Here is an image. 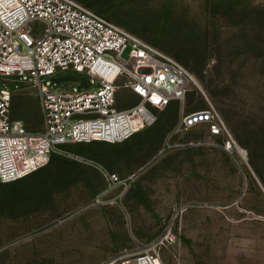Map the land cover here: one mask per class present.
Returning a JSON list of instances; mask_svg holds the SVG:
<instances>
[{
	"label": "rangeland",
	"instance_id": "1",
	"mask_svg": "<svg viewBox=\"0 0 264 264\" xmlns=\"http://www.w3.org/2000/svg\"><path fill=\"white\" fill-rule=\"evenodd\" d=\"M78 1L179 61L196 83L174 103L177 117L158 111L127 145L66 148L86 160L55 154L70 164L63 174L36 191L29 180L16 199L0 197V264H105L135 256L169 229L177 242L162 247L164 264H264V0ZM54 77L96 85L74 70ZM52 78L56 88L80 85ZM0 86L13 92L12 117L42 130L29 77H0ZM137 102L123 90L117 106ZM210 104L245 157L227 152L224 137L198 144L210 138L205 125L179 130L184 114ZM101 166L136 174L118 205H92L105 185Z\"/></svg>",
	"mask_w": 264,
	"mask_h": 264
},
{
	"label": "built area",
	"instance_id": "2",
	"mask_svg": "<svg viewBox=\"0 0 264 264\" xmlns=\"http://www.w3.org/2000/svg\"><path fill=\"white\" fill-rule=\"evenodd\" d=\"M74 70L91 76L96 85L56 88L58 71ZM0 77H29L36 85L43 128L31 131L12 117L13 92L0 86V183L21 180L46 167L55 154L83 161L66 149L69 144L123 143L153 126L156 113L173 101L183 102L193 74L179 61L127 28L96 13L78 0H0ZM57 84V83H55ZM80 84V82H79ZM138 102L118 108L121 91ZM205 125L209 139L200 145L222 146L243 157L218 110L184 114L180 131ZM107 185L92 205L120 204L132 188L136 174L123 177L104 171ZM167 230L142 252L105 264H164L162 247L175 244Z\"/></svg>",
	"mask_w": 264,
	"mask_h": 264
},
{
	"label": "trees",
	"instance_id": "3",
	"mask_svg": "<svg viewBox=\"0 0 264 264\" xmlns=\"http://www.w3.org/2000/svg\"><path fill=\"white\" fill-rule=\"evenodd\" d=\"M88 6L92 7L93 5L88 4ZM97 10L101 11L100 9H97ZM174 103H177V101L171 102V104L163 111V113L171 112L175 115V117H177L176 116V107L174 106ZM141 133H142V131L139 132L138 134L134 135L132 138L126 140L123 143H117V144H113V145H115V147H117L118 144H123V145L124 144H126V145L130 144ZM97 142H99V141H97ZM97 142H93V143H97ZM93 143L69 144V145H67V148L74 150V151H80V150H84L86 147L92 145ZM105 143H107V142H105ZM108 144H111V143H108ZM69 165H68V161L65 160V158L63 156H60L58 158L52 157V161L46 167L34 172L33 174H31V175H29V176H27L21 180L12 182V183H7V184L0 183V197H2V198L13 197L15 199L18 198L20 196V194L24 193V188H25L24 185L29 180L34 181V185L32 188L36 187L35 191L40 190V187L46 186V184L48 183V181L52 177L57 178L58 176L63 174L65 172V170H67L66 168ZM19 200L20 199H18V201Z\"/></svg>",
	"mask_w": 264,
	"mask_h": 264
},
{
	"label": "water",
	"instance_id": "4",
	"mask_svg": "<svg viewBox=\"0 0 264 264\" xmlns=\"http://www.w3.org/2000/svg\"><path fill=\"white\" fill-rule=\"evenodd\" d=\"M64 80H69V81H79L80 85L79 88H86L88 86L87 82L81 78H77V77H71L68 79H55L56 82H62Z\"/></svg>",
	"mask_w": 264,
	"mask_h": 264
},
{
	"label": "crops",
	"instance_id": "5",
	"mask_svg": "<svg viewBox=\"0 0 264 264\" xmlns=\"http://www.w3.org/2000/svg\"><path fill=\"white\" fill-rule=\"evenodd\" d=\"M35 93H36V96H37V99H38V102H39V98H38V93H37V91H36ZM39 106H40V102H39ZM40 110H41V107H40ZM41 114H42V111H41ZM42 117H43V115H42ZM66 148H67V146H66ZM69 152H71V151H69ZM71 153H73V152H71ZM73 154H75V153H73ZM75 155H77V154H75ZM77 156H79V155H77ZM66 157H67V156H66ZM69 158H70V157H69ZM82 158H83V161H82V162H84V160H86V159H85L84 157H82ZM100 170L102 171L103 176H104V179H105V185H104V187H103V189H104V188L106 187V185H107V180H106V176H105V174H104V171L107 170V169H106V168H103V167L101 166V167H100ZM107 171H110V170H107ZM111 172H112V171H111ZM103 189H102V190H103ZM102 190H101V191H102ZM101 191H100V192H101ZM100 192H99V193H100ZM97 194H98V193H97ZM97 194H96V195H97Z\"/></svg>",
	"mask_w": 264,
	"mask_h": 264
},
{
	"label": "bare ground",
	"instance_id": "6",
	"mask_svg": "<svg viewBox=\"0 0 264 264\" xmlns=\"http://www.w3.org/2000/svg\"><path fill=\"white\" fill-rule=\"evenodd\" d=\"M201 87V86H200Z\"/></svg>",
	"mask_w": 264,
	"mask_h": 264
}]
</instances>
